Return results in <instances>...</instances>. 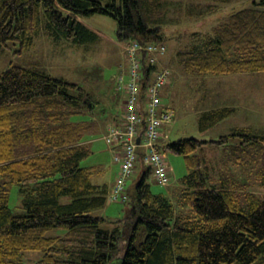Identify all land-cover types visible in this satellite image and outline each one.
I'll use <instances>...</instances> for the list:
<instances>
[{
    "label": "trees",
    "instance_id": "1",
    "mask_svg": "<svg viewBox=\"0 0 264 264\" xmlns=\"http://www.w3.org/2000/svg\"><path fill=\"white\" fill-rule=\"evenodd\" d=\"M168 5L167 0H0V49L17 46L14 52L21 53L30 47L42 12L55 38L75 44L96 38L79 17L97 13L116 19L120 41L165 43ZM193 36L177 52L187 73L264 71V0L232 12L210 33ZM144 64L146 86L157 66L148 58ZM95 109V97L80 83L17 65L0 74V264H24V253L34 250L44 252L38 264H264V198L251 190L254 179L264 186V132L241 127L218 140L180 138L163 146L164 153L181 154L187 164L177 205L152 192V171L141 152L126 216L108 230L105 218L94 214L108 203L107 184L94 181L101 168L81 165L92 153L84 137L93 122L72 120ZM233 112L204 111L199 128H211ZM208 144L230 147L223 148L217 166L200 154ZM13 185L22 196L17 211L9 204ZM56 228L65 232L48 235Z\"/></svg>",
    "mask_w": 264,
    "mask_h": 264
},
{
    "label": "rangeland",
    "instance_id": "2",
    "mask_svg": "<svg viewBox=\"0 0 264 264\" xmlns=\"http://www.w3.org/2000/svg\"><path fill=\"white\" fill-rule=\"evenodd\" d=\"M165 33L167 38L166 61L164 66H168L172 71L171 81L175 71V100L178 104V115L176 120L171 122V139L196 138L204 141L218 140L223 135L230 134L233 129L247 127L254 132H264V71L256 73L246 83H242L240 94L241 99L245 100L247 90H251L252 97L239 104L245 107L235 115L219 122L217 125L201 130L199 128V118L205 110L214 107V92L212 86L218 76L209 74L206 77L187 73L179 64L177 52L180 47L190 40L193 33L211 32V30L224 20L232 12L241 8L251 7L253 1L260 0H232L230 2H220L216 0H167ZM210 7L203 10L202 7ZM79 19L96 33V38L92 42L74 44L73 42L60 38H55L47 27V20L42 12V22L39 33L35 37L34 43L21 53H15L17 46L0 49V74L10 65L23 66L44 70L54 77L82 84L96 99V107L100 100L105 104L113 103V106L120 111L122 109L123 94L118 90L117 76L121 68L126 65L125 45L126 42L117 38V21L114 17L107 14H94L91 16H80ZM195 39V37H194ZM124 62V63H123ZM159 67H162L160 65ZM167 67V68H168ZM183 69V70H182ZM239 88V84L236 89ZM106 96V97H105ZM103 98V99H102ZM103 103L101 102V105ZM210 106V107H208ZM172 107V106H171ZM253 107V111L247 109ZM173 108V107H172ZM175 109V108H174ZM95 111V110H94ZM95 113V112H92ZM91 113L74 114L72 120H89ZM256 132V133H257ZM103 132H87L84 139L95 138L93 144H89L92 153L82 160V166L103 167L102 176L94 177L98 182L99 178L105 177L111 181L115 176L117 163L114 159L113 150L110 151L107 145L112 147L105 138ZM240 139V138H239ZM238 141L231 140L232 143ZM224 148V147H223ZM223 148L214 144L204 147L201 155L205 156L208 163L218 165L221 163ZM229 146L225 150H229ZM166 154L167 162L172 170L171 181L169 184L159 183L153 175L148 177L150 188L154 194H163L172 199L177 205V195L181 179L187 174V164L183 155L168 151ZM139 166V165H138ZM264 167V162L262 163ZM217 168V167H216ZM138 171V169H137ZM135 175L132 178L134 181ZM253 182V181H252ZM253 190L257 195L264 198V186L254 179ZM131 183V181H130ZM130 185V184H129ZM132 185V183H131ZM22 196L18 187L13 185L10 189L9 204L15 211L21 208ZM128 204L123 202L108 201L105 207L96 210L94 214H100L105 218L102 226L111 230L115 222L126 216ZM64 229L56 228L48 232V235L63 234ZM44 255L43 251L34 250L24 253V264H38Z\"/></svg>",
    "mask_w": 264,
    "mask_h": 264
},
{
    "label": "built area",
    "instance_id": "3",
    "mask_svg": "<svg viewBox=\"0 0 264 264\" xmlns=\"http://www.w3.org/2000/svg\"><path fill=\"white\" fill-rule=\"evenodd\" d=\"M166 52L165 43H141L137 39L126 42L127 64L117 76L118 90L123 94L121 119L118 124L109 125L105 134L106 141L115 149V162L119 164L108 196L111 202L125 203L128 200V183L137 172L141 152L144 163L159 183L169 184L171 181V167L160 144L163 124L174 121L176 114L161 96V89L170 84L172 76L169 68L157 65L158 55ZM146 58L157 67L151 72L150 82L144 86Z\"/></svg>",
    "mask_w": 264,
    "mask_h": 264
},
{
    "label": "crops",
    "instance_id": "4",
    "mask_svg": "<svg viewBox=\"0 0 264 264\" xmlns=\"http://www.w3.org/2000/svg\"><path fill=\"white\" fill-rule=\"evenodd\" d=\"M82 45H86V44H82ZM165 61H166V53L163 55H158V57H157V65L158 66L162 65V67H168V66H164ZM126 64H127V60H126ZM179 64H180V62H179ZM181 68H183V67H181ZM259 72H262V71H259ZM256 73H258V72H238V73H228V74L215 75V76L219 77V78L215 79L216 82L212 85L215 89V92H214V103H215V105L212 108L210 106H208L210 108L205 110V111H208V110L213 109V108H218V107H232L235 109V112H233L229 117L235 115L237 112H239V110L241 111V109H243L245 107V102L247 103L248 98L253 96V94H251V90H247L248 92L245 95V100L241 99V97L243 96L242 94H240V92L242 93V91L240 89L241 85H242V83H244V82L246 83V81L250 80V78H248L247 76H254V75H256ZM173 75H174L173 80L170 82V84L164 86L161 89V96L163 98V102L166 105L172 106L173 108H175V113H176L175 119H174V121H175L176 117L178 115V112H179L178 111V104H177V101L175 100L176 98H175V94L173 92V91H175L174 90L175 85L173 86V84L176 80L175 79V71H174ZM208 75L209 74L200 75V76H202V78H203V77H206ZM238 84H239V88L236 89V86ZM173 87H174V89H173ZM243 101H245V102H244L243 106L240 107L239 104ZM101 102L103 103L102 105H101ZM252 108L253 107H248L247 109L253 111ZM93 112H95V113H91L92 117H90V119H89V121L93 122V130H91L90 132H103L104 138H105V134L108 131L109 125L118 124L120 122V119H121L120 108H119V110L116 109L113 106V103L105 104L104 101L100 100L95 111H93ZM226 119H224V120H226ZM224 120H222V121H224ZM222 121H220V122H222ZM168 124H170V123H164L162 126V134H161V139H160L161 147L165 146L168 142L175 140V139H171V132H170L171 128L169 127ZM94 140H95V138L91 137L88 139H84V142L87 144H93ZM107 146L110 149V151L113 150L112 153H114V151H115L114 147L113 146L110 147L109 145H107ZM100 168H101V166H100ZM103 171H104V169L102 167L101 171L96 176H102V174L104 173ZM118 171H119V164L117 165L115 176L113 177V179L111 181L107 180L105 177L98 179V183L107 184L108 196H109V194L113 188V185L115 183ZM151 175L152 174H150V176ZM132 178L129 180V183H128L129 188L131 186V183L133 182ZM171 178H173L172 170H171ZM130 181H131V183H130ZM176 189L180 190L181 187L179 186V188H176Z\"/></svg>",
    "mask_w": 264,
    "mask_h": 264
},
{
    "label": "water",
    "instance_id": "5",
    "mask_svg": "<svg viewBox=\"0 0 264 264\" xmlns=\"http://www.w3.org/2000/svg\"><path fill=\"white\" fill-rule=\"evenodd\" d=\"M141 140V135L137 138V142L139 143Z\"/></svg>",
    "mask_w": 264,
    "mask_h": 264
}]
</instances>
